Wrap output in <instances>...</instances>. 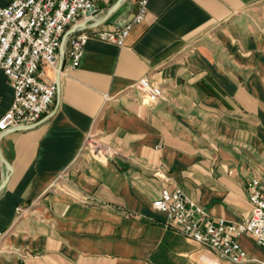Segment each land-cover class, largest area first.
Returning <instances> with one entry per match:
<instances>
[{
    "label": "crops",
    "instance_id": "obj_1",
    "mask_svg": "<svg viewBox=\"0 0 264 264\" xmlns=\"http://www.w3.org/2000/svg\"><path fill=\"white\" fill-rule=\"evenodd\" d=\"M135 9L128 0L121 20ZM70 38L49 111L31 129L0 131L12 168L0 264H234L169 226L153 201L169 186L214 222L251 215L248 184L264 186V0H151L124 46L92 38L77 67ZM42 71L56 83L58 70ZM144 77L163 89L157 104L134 87ZM13 100L0 70V120ZM89 136L121 155L97 159ZM8 172L0 159V185ZM239 243L249 259L238 264L264 263L252 236Z\"/></svg>",
    "mask_w": 264,
    "mask_h": 264
},
{
    "label": "built area",
    "instance_id": "obj_2",
    "mask_svg": "<svg viewBox=\"0 0 264 264\" xmlns=\"http://www.w3.org/2000/svg\"><path fill=\"white\" fill-rule=\"evenodd\" d=\"M102 0H11L0 6V70L4 71L14 89L11 108L0 120V131L39 122L54 103L58 87L44 80L43 65L58 70L59 49L66 31L104 12ZM151 0H136L133 18L123 26H103L75 32L70 38L67 58L77 67L87 42L98 39L124 46L132 28L144 22ZM90 13V15H88ZM134 87L144 103L154 105L164 98L161 86L149 78L137 80ZM85 150L107 162L121 153L111 145L89 136ZM156 175L164 177L158 170ZM251 215L240 223L223 218L209 219L203 206L188 197L180 188L164 187L153 201L156 210L167 214V224L188 238L214 251L222 260L234 264L248 261L239 237L252 236L264 248V186L258 179L248 184ZM21 216L22 208L17 209ZM6 233L0 230V254ZM264 264V263H263Z\"/></svg>",
    "mask_w": 264,
    "mask_h": 264
},
{
    "label": "water",
    "instance_id": "obj_3",
    "mask_svg": "<svg viewBox=\"0 0 264 264\" xmlns=\"http://www.w3.org/2000/svg\"><path fill=\"white\" fill-rule=\"evenodd\" d=\"M127 7H128V0H118L107 11H104L100 14H93V17L90 20L83 22V23H80V24H77V25L69 28L66 31V33L64 34V36L62 38L61 46L59 49L60 50V64L58 67V75H57V80H56L57 85H59L60 74L64 68L65 57H66V47H67V42H68L70 36H72L77 31L88 29V28L99 27L102 25L123 26L127 21L131 20L133 18V15H134V14H132V16H130V18H128L127 20L126 19L121 20L120 17L125 12ZM88 15H90V13ZM38 123L39 122H37L35 124H31V125L20 126L18 129H20V130L31 129V128L37 126ZM2 137L3 136L1 135L0 140ZM0 159L9 171L7 174H5L3 181L0 185V191H1L5 187V184L7 183L8 179H9V173H11L12 168H11V165L9 164V162L4 157V155L1 151V148H0Z\"/></svg>",
    "mask_w": 264,
    "mask_h": 264
}]
</instances>
